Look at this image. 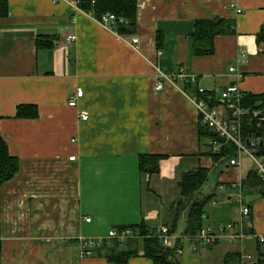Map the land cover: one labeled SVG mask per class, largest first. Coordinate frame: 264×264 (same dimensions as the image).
I'll return each mask as SVG.
<instances>
[{
  "label": "crops",
  "instance_id": "1",
  "mask_svg": "<svg viewBox=\"0 0 264 264\" xmlns=\"http://www.w3.org/2000/svg\"><path fill=\"white\" fill-rule=\"evenodd\" d=\"M216 18L234 20L236 34L217 37L212 56L196 57L195 21ZM137 25L122 37L78 0H9L0 20V133L20 170L0 197V264H115L99 252L84 256L83 240L121 227L171 228L179 182L197 168L210 173L200 197L215 195L204 226L220 233L249 207L254 235L196 250L181 217L172 241H181L182 264H224L227 254L257 251L264 196L248 183L255 166L212 157L188 94L202 88L220 97L236 82L230 66L243 74L245 95L264 93V0H138ZM77 89L84 97L72 108ZM21 105H36L39 117L16 119ZM144 155L165 157L159 172L140 170ZM234 193L239 207L219 201ZM127 264L151 261L140 255Z\"/></svg>",
  "mask_w": 264,
  "mask_h": 264
},
{
  "label": "trees",
  "instance_id": "2",
  "mask_svg": "<svg viewBox=\"0 0 264 264\" xmlns=\"http://www.w3.org/2000/svg\"><path fill=\"white\" fill-rule=\"evenodd\" d=\"M80 10L91 13V15L99 20L107 13L114 14L119 20L124 19L123 23L115 22L112 24L113 30L120 36H132L137 32V11L138 0H78ZM9 16V0H0V20ZM236 34V22L234 20L203 19L196 20L194 31L189 36L194 55L196 57L212 56L215 53V40L217 37ZM264 38V28L259 35ZM163 34H157L158 49L163 47ZM47 44L38 42V47ZM244 107L247 111H260L261 115L257 119L248 116L243 124V134L247 138L260 139V147L257 153L258 157L264 158V93L259 95L247 94L243 99ZM39 110L36 105H21L17 107L16 119H37ZM262 118V121H260ZM1 122V118H0ZM200 137L206 139V145L210 148V154L214 159L226 158L232 159L236 155V147L232 143H228L225 139L218 137L206 127L201 121L199 130ZM211 142H217L221 145L219 153L212 151ZM210 144V145H209ZM165 157L156 155H144L140 157V170L143 173L155 174L160 170V161ZM20 170V161L18 158L10 155L8 146L0 133V197L5 184L12 181ZM209 171L205 168H197L185 172L179 182L181 199L175 203L174 209L175 222L171 228H168L172 235L177 228V224L181 217L186 221L184 236L194 242V249L198 246L202 248H211L213 246H204L201 244L199 235L205 226L204 220L207 218L206 207L213 200L215 195L200 197L203 187L209 180ZM248 183L253 187L259 188V194L264 196V182L258 177L257 173L250 175ZM237 224L236 222H233ZM245 233L249 236L254 235L251 217L245 222ZM122 232L125 229L139 232L140 239H130L119 241L118 239L106 240L104 243L92 250V253L99 252L110 263L127 264L130 259L142 255L151 261V264H182L180 253L181 241H172L169 247H165L159 238L158 230L150 229L146 226H129L115 228ZM264 245L257 240L258 257L252 264H262V249ZM92 253L90 255H92ZM224 264H243V255L240 252L227 254L224 258Z\"/></svg>",
  "mask_w": 264,
  "mask_h": 264
},
{
  "label": "built area",
  "instance_id": "3",
  "mask_svg": "<svg viewBox=\"0 0 264 264\" xmlns=\"http://www.w3.org/2000/svg\"><path fill=\"white\" fill-rule=\"evenodd\" d=\"M241 11H238L240 13ZM102 26L112 31V24L115 22L123 23L124 19H118L114 14L107 13L97 20ZM76 40V36H68L67 41L73 42ZM138 39H134L133 43L137 44ZM243 55L239 56L242 60ZM229 73L235 76V84L227 87L221 94L220 97L212 93H208L202 88H199L196 94L190 95V100L196 106L202 122L218 137L225 139L226 142L232 143L236 147V155L230 159L229 164L231 166H240L241 161L244 158H250L255 166V172L258 177L264 182V158L258 157L257 153L260 147V139L251 137L245 138L243 134V124L245 123V118L250 116L253 119H257L261 113L260 111L249 112L245 109L243 99L245 97L244 92L240 89V83L244 79L243 74L239 71L237 67L230 66L228 68ZM164 82L158 80L156 89L158 91L164 89ZM84 97V91L82 89H77L74 95L69 99L68 105L72 108L78 106L80 99ZM88 116H82V120H87ZM262 121V118H260ZM213 146V152L219 153L221 145L217 142H211ZM75 157H71L70 160H74ZM237 186L232 185V189ZM251 216V210L249 207H243L242 217L243 220L239 224H230L220 230V233H215L214 231L205 228L199 235L201 244L204 246H214L222 238H226L230 242H240L246 240L249 235L244 231L245 220H249ZM90 222L91 219H86ZM159 238L165 247L171 245L172 235L168 228L163 227L157 233ZM141 235L139 232H134L130 229H125L122 232L116 229L109 232L106 238L100 239H87L82 242V254L84 256L90 255L92 250L100 247L104 241L118 239L123 242L130 239H140ZM260 241L264 243V237H260ZM181 253V250L178 251ZM250 259V256H248Z\"/></svg>",
  "mask_w": 264,
  "mask_h": 264
},
{
  "label": "rangeland",
  "instance_id": "4",
  "mask_svg": "<svg viewBox=\"0 0 264 264\" xmlns=\"http://www.w3.org/2000/svg\"><path fill=\"white\" fill-rule=\"evenodd\" d=\"M247 196H248V195H247V192H246V193L244 194V200H245V201H246ZM222 199H224V200H223L224 202L229 203L228 206H233L234 208L239 207V203H238V195H237V193H234V196H233L231 202H229V201L226 200L227 197H225V198L220 197L219 201L221 202ZM183 219H184V218H183ZM261 249H262V252H261V253H262V261H263L262 264H264V245L261 246ZM250 254H252V256H254V257L251 258V259H247V258H245V259H244L245 261H243V264H252L254 261H256V259H257V257H258V251H256V249H255V250H252V249H251Z\"/></svg>",
  "mask_w": 264,
  "mask_h": 264
},
{
  "label": "bare ground",
  "instance_id": "5",
  "mask_svg": "<svg viewBox=\"0 0 264 264\" xmlns=\"http://www.w3.org/2000/svg\"><path fill=\"white\" fill-rule=\"evenodd\" d=\"M198 89H199V88H198ZM204 90H205V89H204ZM197 91H198V90H197ZM205 91H206V90H205ZM196 93H197V92H196ZM196 93H195V94H196ZM208 93H209V92H208ZM212 94H213V93H212ZM189 96H190V95L188 94V97H189ZM220 96H221V95H220ZM189 98H190V97H189ZM199 115H200V114H199ZM200 119H201V117H200ZM201 121H202V120H201ZM202 123H203V122H202ZM203 124H204V123H203ZM204 125H205V124H204ZM205 126H206V125H205ZM206 127H207V126H206ZM209 130H210V129H209ZM210 131H211V130H210ZM211 145H212V144H211ZM212 151H213V146H212ZM229 161H230V160H229ZM244 221H245V219H244ZM240 222H241V221H240ZM240 222H239V223H240ZM239 223H237V224H239ZM234 224H235V223H234ZM166 228H167V227H166ZM205 228H207V227H205ZM243 241H245V240H243ZM243 241H240V242H230V241H229V242H230V243H241V242H243ZM219 242H220V241H219ZM219 242H218L216 245H218ZM216 245H214V246H216ZM248 256H250V259L252 258L251 255H246L245 258L249 259ZM245 258H244V259H245ZM244 259H243V261H245Z\"/></svg>",
  "mask_w": 264,
  "mask_h": 264
}]
</instances>
